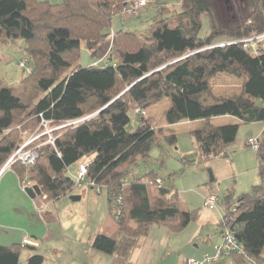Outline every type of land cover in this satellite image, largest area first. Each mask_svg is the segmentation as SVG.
Listing matches in <instances>:
<instances>
[{"label":"trees","instance_id":"16d2710c","mask_svg":"<svg viewBox=\"0 0 264 264\" xmlns=\"http://www.w3.org/2000/svg\"><path fill=\"white\" fill-rule=\"evenodd\" d=\"M217 1L180 0L178 12L163 7L145 35L111 31L113 18L133 0H62L58 4L0 0V39L20 38L28 43L33 66L23 84L34 92L22 97L0 83V169L22 142L18 126L37 130L42 119L59 125L92 114L58 129L54 145H41L44 137L37 140L32 144L40 145L36 163L28 167L17 162L12 169L21 183L35 182L47 195L45 200L37 196V204L43 200L53 206L80 185L69 175V167L88 160L85 182L91 180V187L106 191L110 214L118 225L112 235L95 236L92 246L98 251L129 260L153 225L180 232L199 218V211L186 208L179 192L164 186L155 171L133 175V165L161 146L163 129L145 117L135 132H129L131 105L145 111L168 98V124L204 120L201 128L191 132L201 161L228 157L227 147L238 135L240 124L216 126L213 117L230 115L245 124L264 121V40L254 49L241 42L264 33V0H246L245 12L229 23L216 16ZM204 15L210 31L201 37ZM83 44L94 61L101 62L73 67ZM218 74L243 79L241 91L215 95L211 80ZM167 140L176 145L177 135L171 131ZM161 149L165 152L163 145ZM262 151L260 147L257 152L260 183L237 198L229 190L218 200L224 206L220 227L227 221L245 251L230 254L238 264H264ZM158 177L161 185L156 183ZM23 248L34 249L23 243L0 245V264H19ZM46 260L35 253L24 264H45Z\"/></svg>","mask_w":264,"mask_h":264},{"label":"rangeland","instance_id":"374dc122","mask_svg":"<svg viewBox=\"0 0 264 264\" xmlns=\"http://www.w3.org/2000/svg\"><path fill=\"white\" fill-rule=\"evenodd\" d=\"M38 1H49L53 4L62 2V0ZM129 6L130 4L127 3L121 8L119 13L128 9ZM163 7H167L169 10H176L177 12L182 10L180 0H148L138 7L134 5V9L132 10L134 11L133 13L127 12L117 14L113 18L111 31L131 30L146 35L149 33L150 23L159 15L160 9ZM245 10L246 0H218L215 8L216 16L224 23H229L236 19L238 15L244 13ZM202 23L200 36L204 37L208 35L210 31L208 16L204 15L202 17ZM25 60L28 61V66H33V61L28 50V43L25 40L20 38L0 39V83L3 84V86L12 87L14 93L22 97L34 93L30 89L31 86L25 88L23 84V80L28 76V72L20 63ZM99 62L101 61H94L89 50L86 48L85 44H83L79 60L75 62L73 67H75L76 64L87 67L93 64L96 65ZM70 70L71 69H69L67 73L70 72ZM242 80L243 79H240V82H238L239 85ZM212 81L215 82V80H211V82ZM237 85L233 86L232 89H227L225 85L222 86L219 81L216 80L214 83V90L217 94L213 93L215 95H225L226 93H230L229 95L237 94L239 92L235 91L240 88L239 85ZM39 98L40 96H37L35 100L38 101ZM164 106L165 101H162L158 103V105H154L150 111L153 114L152 116H154L153 119L155 123L158 124L159 128L157 129H163V134L160 138L161 146L163 145L165 152H162L160 145L153 147L148 159H139L133 165V175L143 176L149 171H155L157 175L163 179L164 186L173 188L179 192L186 208L199 211V218L193 220L185 230L169 233L171 234V240L175 248L173 252L174 258H177L178 254L185 256L187 252H196L201 256L204 254L206 246H208V248H213L216 246L215 244L219 242L220 238L218 231L221 228L219 225L221 219L219 214L224 210V206L219 203L215 209L206 207L204 204L206 196L210 193H214L218 195L220 199L228 190H232L234 198H237L241 194L249 192L253 185L260 183L258 154L245 140L249 137L258 138L256 134L260 132L261 128L264 126V121L260 122L258 126L256 123L241 124L237 122L240 124V127L236 140L232 143L230 149L228 148V152L231 155L229 159L213 157L208 160L200 161L198 159L197 144L191 132L186 131L183 125L174 127V129L167 128L168 124L165 120V111H163ZM139 107L140 105L138 104L131 105L129 110L131 120L127 125V130L129 132H135L143 122L145 114L138 111ZM17 129L20 131L22 142L36 131L23 130L21 126H18ZM40 130H38V132ZM171 131L175 132L177 135L176 145H170L167 140V136ZM45 141L46 139L44 137V142ZM35 142L36 141H34V143ZM260 146L262 151L264 149V143L262 141ZM162 153L164 156H162ZM188 160H190L191 163H189ZM79 165V162H76L69 168V175L75 179L79 172ZM27 181L29 180L26 179L25 182L27 183ZM5 195L6 197L0 199V245L11 244L10 242L13 239L7 235L8 231L12 233L16 232L15 234H17L21 230H24L23 228L25 225L33 222L35 217L42 220V217L39 216L42 211L41 208L37 207L39 212L33 208L32 211L27 213L22 201L17 199H15V201L13 200L11 191H7ZM26 195L28 197L27 193ZM71 196H82V198L73 200ZM43 200L39 202L38 205L49 206L48 203ZM42 202L44 204H42ZM91 206L97 207L101 214V219L103 220L106 209H108L106 191L103 190L98 194L95 187H91L87 182H82L56 202V208L57 212L60 214L61 222L54 224L53 228L55 227L54 229L57 230L60 229L61 225L65 227L66 221L70 220L71 210H73L72 212H74V215H78L79 213L82 214V212L86 213L87 209ZM19 214L22 216L21 219L18 218ZM26 216L28 223L25 222L23 218ZM110 216L111 215H109V217ZM77 222V220L75 223L72 221L70 228H77ZM81 236H88V232L85 231V234L79 235V238ZM209 237L211 238V242L206 244L204 240ZM78 245L80 246V242ZM84 245L85 244H82L81 246ZM35 253L45 254L47 252L44 249L35 250L23 248L19 264H24L27 259ZM47 255H51V253H47ZM51 258L55 262H58L54 256H51ZM184 258L186 259L187 256ZM67 259H63L61 262L65 260L67 262ZM119 261L123 264H129V262L125 260Z\"/></svg>","mask_w":264,"mask_h":264},{"label":"crops","instance_id":"0c3cea01","mask_svg":"<svg viewBox=\"0 0 264 264\" xmlns=\"http://www.w3.org/2000/svg\"><path fill=\"white\" fill-rule=\"evenodd\" d=\"M212 80H215V82L216 80H218L219 83L222 86L225 85V88L227 89H232L233 86L237 84L239 85L238 82H240V78H237L230 74H218ZM215 82L212 81L211 84L213 92L217 94L214 90ZM242 84L243 80L239 85L240 88H238L235 92L241 91ZM229 94L226 93L225 95ZM163 101H165L163 111H166L171 106V101L168 98H165ZM153 107L145 110V117L154 118V116H152V112L150 111ZM211 121L216 126L234 124L237 122L243 124L238 118L230 115L213 117ZM254 123H256L257 126L260 124V122H253V124ZM203 124L204 120L202 119L193 121L183 119L175 124H168V126H166L167 128L174 129V127L183 125L186 131L192 132L198 128H201ZM155 127L159 128L157 123H155ZM256 135H258L260 142L262 141L264 143V126ZM231 145L232 143L228 145L227 150L228 148L230 149ZM230 156L231 155L229 153V156L224 158L229 159ZM78 162L81 165L82 163L88 162V160L83 159ZM34 184L35 182L31 181H27V183H21V180L19 179L17 173L12 169V167L4 170L0 174V199L2 197H6L5 194L7 193V191H11L13 200L15 201V199H17L22 201V203L25 205L27 213L32 211L33 208L37 212H39L37 207L42 209L39 215L42 217V220L35 217L33 222L29 224L27 222V216L23 217L25 222L28 223V225H25V227L23 228L24 230H21L17 234H15L16 232H7V235L10 236L11 239H13L10 242L11 244L23 243L25 236L29 235L26 237L32 238L37 243V245H32L35 250L44 249L47 253H51V255H47V253L43 254L47 258L45 264H123L119 261L123 259L115 255H109L98 251L92 246L93 240L97 234L103 233L105 235H112L118 229L116 221L112 219L111 216L109 217V215H111L109 207H107L108 209H106V214L103 220L101 219V214L96 206H91L87 209L86 213L82 212V214L79 213L78 215H74V212H72L73 210H71L70 220L66 221V226L63 227L61 225L60 229L55 230V227L53 228V225L57 222H61L60 214L57 212L56 208L57 201L53 206H39L36 203L35 198L32 199L29 196L27 197L25 191L26 186H32ZM81 198L82 196L80 197V199ZM42 204L44 203L42 202ZM223 212L224 210L221 212V214H223ZM221 214H219L220 218L222 217ZM18 218L21 219L22 216L19 214ZM76 220L78 221L76 223L77 228H70V226L72 225V221L75 223ZM85 231L88 232V236H81L79 238V235L85 234ZM169 232L174 231L163 225H153L149 234L139 241L131 259L125 261H128L129 264H186V261L188 259H197L203 261L202 264H238L236 259L230 255L220 256L216 261L212 262L204 261L206 255L211 257L216 255V247L220 245L222 241L221 228L218 231L220 240L217 244H215L216 246H214L213 248H208V246H206L205 252L201 256H199L196 252H187L185 256H182V254H178L177 258H174L173 256L175 248L173 246L171 234ZM79 242L80 246L78 245ZM204 242H206V244H209V242H211V238L209 237L208 239H205ZM82 244L85 245L81 246ZM51 256H54V258L58 262H55L51 258ZM186 256L187 258L185 259L184 257ZM63 259H67L68 261L66 262L65 260L64 262H61Z\"/></svg>","mask_w":264,"mask_h":264},{"label":"built area","instance_id":"2783aa9c","mask_svg":"<svg viewBox=\"0 0 264 264\" xmlns=\"http://www.w3.org/2000/svg\"><path fill=\"white\" fill-rule=\"evenodd\" d=\"M148 0H133V2L130 4V6L128 7V9H126L125 11H121V13H133L134 11H132L134 9V5H136L137 7L140 6L143 3H146ZM114 37V33L112 32L111 34V38L113 39ZM262 39H264V34H255L252 36H249L243 40H241V42L244 44L245 48H255L258 41H261ZM224 43L220 44L223 45ZM28 61L25 60L23 62L20 63V65L22 67H24L26 69L27 72L31 71V67L27 65ZM139 112H142L145 114V111H140V109L138 108ZM92 115H87V116H83L80 118H76V119H72L69 121H65L62 124L59 125H51V121L49 120H45L42 119L39 128L32 134H30L20 145H18L14 151L11 153V155L9 156V158L7 159V161L4 163V165L1 167L0 169V174L8 169L11 168L12 165L14 163H21L24 166H33L36 163V160L38 158V147L40 145H35L32 146V144L34 143V141L39 140L41 137H45L46 141L42 142V144H55V140H56V135L55 132L63 127L69 126V125H75L79 122L84 121L85 119L89 118ZM41 129V130H40ZM38 130H40L38 132ZM247 144L250 145L256 152H258L260 150V140L258 138L255 137H249L246 140ZM88 166H89V162L86 163H82L80 165L79 168V172L78 175L76 177V180L79 184H81L82 182H85L86 180V175H87V171H88ZM156 183L158 185L162 184V179L160 177H158L156 179ZM88 184H92L93 182L91 180H88ZM26 188V187H25ZM96 191L98 193L101 192V189L99 187H95ZM42 197V199H46L47 195L45 194H41L40 195ZM218 195L214 194V193H210L206 198H205V206L209 207L211 209H215L217 204H218ZM222 218V217H221ZM227 221L223 220L224 226H221V236H222V241L220 243V245H218L216 247L217 252L216 255L211 257L206 255L204 258V261L207 262H212V261H216L220 256L223 255H230L233 252H237L239 254H245V251L243 249V247L241 245H239V243L236 240V237L234 235V233L231 231V229L227 226L226 224ZM23 244L26 245H37L36 241H34L32 238L30 237H25L23 240ZM203 261L201 260H197V259H188L186 261V264H202Z\"/></svg>","mask_w":264,"mask_h":264},{"label":"water","instance_id":"95a60500","mask_svg":"<svg viewBox=\"0 0 264 264\" xmlns=\"http://www.w3.org/2000/svg\"><path fill=\"white\" fill-rule=\"evenodd\" d=\"M26 193L28 194L29 197L32 199L36 198V196H39L42 194V190L38 184H34L32 186H27L25 188ZM73 200H79V196H71Z\"/></svg>","mask_w":264,"mask_h":264},{"label":"clouds","instance_id":"9594fccd","mask_svg":"<svg viewBox=\"0 0 264 264\" xmlns=\"http://www.w3.org/2000/svg\"><path fill=\"white\" fill-rule=\"evenodd\" d=\"M35 184H37V183H35ZM29 186V185H28ZM27 187V186H26ZM40 196V195H39ZM37 197V196H36Z\"/></svg>","mask_w":264,"mask_h":264},{"label":"bare ground","instance_id":"6f19581e","mask_svg":"<svg viewBox=\"0 0 264 264\" xmlns=\"http://www.w3.org/2000/svg\"><path fill=\"white\" fill-rule=\"evenodd\" d=\"M42 198V197H41Z\"/></svg>","mask_w":264,"mask_h":264}]
</instances>
